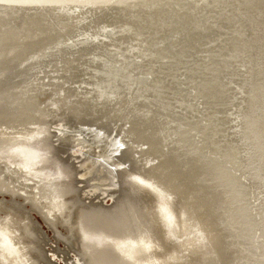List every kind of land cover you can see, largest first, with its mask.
<instances>
[{"label": "bare ground", "instance_id": "obj_1", "mask_svg": "<svg viewBox=\"0 0 264 264\" xmlns=\"http://www.w3.org/2000/svg\"><path fill=\"white\" fill-rule=\"evenodd\" d=\"M0 264H264V0H0Z\"/></svg>", "mask_w": 264, "mask_h": 264}, {"label": "rangeland", "instance_id": "obj_2", "mask_svg": "<svg viewBox=\"0 0 264 264\" xmlns=\"http://www.w3.org/2000/svg\"><path fill=\"white\" fill-rule=\"evenodd\" d=\"M102 21V20H101ZM111 69V67H110V65L106 68V69H104L105 71H106V76H108V77H110V78H112V77H114V72H113V70H110ZM126 95H127V97H129V100L131 101V102H133L135 99L133 98V97H138L137 95L135 96L133 93H127L126 92ZM129 104H132V103H130L129 102ZM139 118H142V117H139ZM144 121V120H143ZM144 122H146V121H144ZM158 140V143L161 145V147H162V149H163V151L165 152V153H167L168 155H170V156H173V157H175L176 156V154H177V150L175 149V147L172 145V144H170L169 142H168V140H167V138H165V140H163V139H157ZM46 150H47V148H45ZM51 152V151H50ZM52 153V152H51ZM53 154V153H52ZM50 155V156H52V157H54L53 155ZM59 156H62V157H64L63 155H59ZM66 158V157H65ZM175 159V158H174ZM176 161H177V163H178V160L177 159H175ZM84 162H86V163H88L87 161H85L84 160ZM76 164L77 165H81V163L78 161V162H76ZM89 172H93V171H91L89 168H87L85 165H83ZM96 168V167H95ZM180 169V168H179ZM96 170L97 171H99L98 170V168H96ZM101 174H104V175H106V177H107V180H113V182L117 185V187L119 188V189H121V190H123L124 191V189L118 184L119 182L115 179V178H113L111 175H109L108 173H105L104 171H99ZM180 172L186 177V179L188 180V181H190V179H189V177H188V174H187V172L186 171H184L183 169H180ZM101 177H103L102 175H100ZM106 183H108V181L106 182ZM221 229H219V231H220Z\"/></svg>", "mask_w": 264, "mask_h": 264}, {"label": "water", "instance_id": "obj_3", "mask_svg": "<svg viewBox=\"0 0 264 264\" xmlns=\"http://www.w3.org/2000/svg\"><path fill=\"white\" fill-rule=\"evenodd\" d=\"M38 223H39V221H38Z\"/></svg>", "mask_w": 264, "mask_h": 264}]
</instances>
